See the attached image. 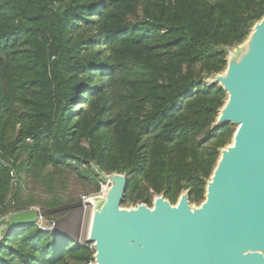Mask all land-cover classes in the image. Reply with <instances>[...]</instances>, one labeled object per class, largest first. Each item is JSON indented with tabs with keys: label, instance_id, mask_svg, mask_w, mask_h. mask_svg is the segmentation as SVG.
Wrapping results in <instances>:
<instances>
[{
	"label": "trees",
	"instance_id": "obj_1",
	"mask_svg": "<svg viewBox=\"0 0 264 264\" xmlns=\"http://www.w3.org/2000/svg\"><path fill=\"white\" fill-rule=\"evenodd\" d=\"M263 15L264 0H0V215L34 205L17 195L7 205L22 174L42 177L44 208L62 203L66 171L98 189L90 162L127 175L124 204L162 192L175 203L182 190L202 200L233 134L212 128L226 95L203 78ZM91 255L37 224L0 241V264Z\"/></svg>",
	"mask_w": 264,
	"mask_h": 264
},
{
	"label": "water",
	"instance_id": "obj_2",
	"mask_svg": "<svg viewBox=\"0 0 264 264\" xmlns=\"http://www.w3.org/2000/svg\"><path fill=\"white\" fill-rule=\"evenodd\" d=\"M225 50L224 68L203 81L226 95L212 128L235 129L218 149L203 199L191 202L182 190L171 203L162 192L151 207L138 201L123 208L127 175L90 162L105 183L87 231L92 264H264V15L243 42ZM39 217L34 207L6 214L0 241Z\"/></svg>",
	"mask_w": 264,
	"mask_h": 264
},
{
	"label": "rangeland",
	"instance_id": "obj_3",
	"mask_svg": "<svg viewBox=\"0 0 264 264\" xmlns=\"http://www.w3.org/2000/svg\"><path fill=\"white\" fill-rule=\"evenodd\" d=\"M133 20L134 18L131 17ZM134 21V20H133ZM235 129V125L231 124ZM231 141L227 144L229 145ZM93 164H89L93 175L97 177L99 188L96 189L94 181L86 173H77L75 171H66L63 175V179L59 180L55 185L58 193L61 194L62 203L55 207H43L41 202L49 198L47 187L42 182V177L26 176L22 174L20 182L17 178H14L13 187L7 197V205L12 203L14 195H17L22 202H27L32 198L35 202L34 207L40 218L37 223L40 226L46 227L47 223L53 222V228L50 232L60 234L67 238L73 239L79 243H87V231L91 214L94 210L98 209L103 201V188L105 185L99 177L93 171ZM94 167H97L94 165ZM46 171H53L48 168ZM104 171V170H103ZM57 177V174L55 175ZM153 195L151 199L154 198ZM91 197V198H90ZM90 198V200H88ZM88 200V201H87ZM137 202L123 203V208H134ZM151 203L147 206L151 207ZM198 204V203H197ZM197 204H193V207H198ZM63 212L62 214H60ZM6 214L0 215V219ZM87 229V230H86ZM90 247V244H88Z\"/></svg>",
	"mask_w": 264,
	"mask_h": 264
},
{
	"label": "built area",
	"instance_id": "obj_4",
	"mask_svg": "<svg viewBox=\"0 0 264 264\" xmlns=\"http://www.w3.org/2000/svg\"><path fill=\"white\" fill-rule=\"evenodd\" d=\"M27 140L30 141V139H27ZM12 174H14V170H12ZM39 218H40V217H39ZM38 220H39V219H38ZM37 222H38V221H37ZM37 222H36V224H37L38 227H39L40 229H42L43 231H50V230L53 228V222H51V223H47L48 226H46V227L40 226V224L37 223ZM92 263H93V261L90 260L88 264H92Z\"/></svg>",
	"mask_w": 264,
	"mask_h": 264
},
{
	"label": "bare ground",
	"instance_id": "obj_5",
	"mask_svg": "<svg viewBox=\"0 0 264 264\" xmlns=\"http://www.w3.org/2000/svg\"><path fill=\"white\" fill-rule=\"evenodd\" d=\"M110 184H111V182L109 183V186H110ZM106 191H107V189H106ZM6 226H7V223H5L4 220H0V229H1V233L0 234H3L5 232Z\"/></svg>",
	"mask_w": 264,
	"mask_h": 264
}]
</instances>
